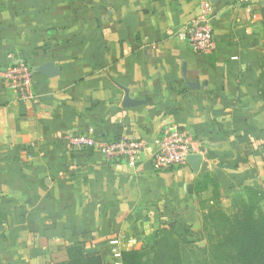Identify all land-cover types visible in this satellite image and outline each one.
Wrapping results in <instances>:
<instances>
[{"label":"crops","instance_id":"1","mask_svg":"<svg viewBox=\"0 0 264 264\" xmlns=\"http://www.w3.org/2000/svg\"><path fill=\"white\" fill-rule=\"evenodd\" d=\"M199 0H0V264H60L80 241L113 264L110 247L138 248L171 221L201 230L211 173L220 201L248 187L264 208V0H220L215 50L193 53L185 30ZM19 56L32 70V98L8 89ZM52 63L58 74L35 71ZM137 105L126 107L123 99ZM179 125L201 156L157 170L151 140ZM105 144L144 141L134 160L68 148L71 135ZM134 248V249H136Z\"/></svg>","mask_w":264,"mask_h":264},{"label":"trees","instance_id":"2","mask_svg":"<svg viewBox=\"0 0 264 264\" xmlns=\"http://www.w3.org/2000/svg\"><path fill=\"white\" fill-rule=\"evenodd\" d=\"M207 191L211 197L202 204L201 230L208 247L188 248L191 244L180 231L187 233L190 226L171 221L144 237L138 248L121 252V264H264L263 194L248 187L232 192L227 213L216 178L211 173L199 174L189 194ZM180 227L184 230H177ZM60 264L103 262L98 255L85 254L83 242L77 241L67 248V261Z\"/></svg>","mask_w":264,"mask_h":264},{"label":"built area","instance_id":"3","mask_svg":"<svg viewBox=\"0 0 264 264\" xmlns=\"http://www.w3.org/2000/svg\"><path fill=\"white\" fill-rule=\"evenodd\" d=\"M212 10L213 7L208 0H199L198 13L184 32L183 38L195 54L210 55L215 50ZM2 80L5 86L15 92L21 100L27 101L32 98V70L21 57L12 56L10 58V63L3 71ZM67 145L73 151L97 150L105 159L113 161L134 160L147 146L144 141L133 139H118L102 144L92 136L91 131L69 136ZM151 145L153 166L157 170L186 166L187 157L194 155L195 151L190 135L175 124L162 128L159 134L151 140ZM127 244L132 249L137 247L133 239H128ZM109 252L113 264H121V251L116 246H112Z\"/></svg>","mask_w":264,"mask_h":264},{"label":"water","instance_id":"4","mask_svg":"<svg viewBox=\"0 0 264 264\" xmlns=\"http://www.w3.org/2000/svg\"><path fill=\"white\" fill-rule=\"evenodd\" d=\"M219 1L220 0H208L209 4L212 7H215ZM35 71L47 77H54L55 75L58 74V71L56 70V68L54 67L52 63H46L38 68H35ZM137 104L138 102L129 100L127 94H125V97L123 99L124 106L132 107ZM186 162L192 169L193 173L196 174L198 172L199 165L201 163V156L200 155H189L186 159ZM199 246H202V244H200Z\"/></svg>","mask_w":264,"mask_h":264},{"label":"rangeland","instance_id":"5","mask_svg":"<svg viewBox=\"0 0 264 264\" xmlns=\"http://www.w3.org/2000/svg\"><path fill=\"white\" fill-rule=\"evenodd\" d=\"M222 209L224 211H226L227 213H230L229 205H228L227 202L223 204ZM177 230H184V229H182L180 227V228H177ZM180 234L183 236V238H185L186 240H188L190 242L191 245L188 246V248H190V247L205 248V247L209 246L208 242H207V239L204 236L202 230H189L187 233H184V232L180 231ZM149 235H147L146 237H148ZM200 244H202V246H199Z\"/></svg>","mask_w":264,"mask_h":264}]
</instances>
